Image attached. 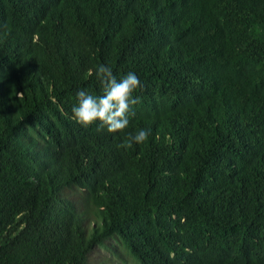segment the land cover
Instances as JSON below:
<instances>
[{
  "label": "trees",
  "instance_id": "trees-1",
  "mask_svg": "<svg viewBox=\"0 0 264 264\" xmlns=\"http://www.w3.org/2000/svg\"><path fill=\"white\" fill-rule=\"evenodd\" d=\"M0 264H264V0H0Z\"/></svg>",
  "mask_w": 264,
  "mask_h": 264
},
{
  "label": "clouds",
  "instance_id": "clouds-1",
  "mask_svg": "<svg viewBox=\"0 0 264 264\" xmlns=\"http://www.w3.org/2000/svg\"><path fill=\"white\" fill-rule=\"evenodd\" d=\"M89 74H92L91 69ZM95 76L102 85L103 94L95 95L86 89L78 90L70 118L85 128L98 122V131L102 129L113 133L125 129L129 124L132 106L140 101V97L134 95L141 86L139 76L129 71L117 79L112 67L103 63L95 66ZM149 135L150 129L141 128L131 135L124 146L144 143Z\"/></svg>",
  "mask_w": 264,
  "mask_h": 264
}]
</instances>
